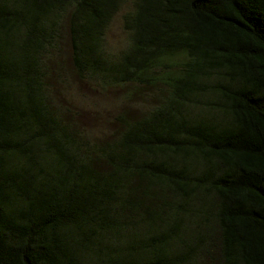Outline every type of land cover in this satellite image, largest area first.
Listing matches in <instances>:
<instances>
[{"label": "trees", "instance_id": "obj_1", "mask_svg": "<svg viewBox=\"0 0 264 264\" xmlns=\"http://www.w3.org/2000/svg\"><path fill=\"white\" fill-rule=\"evenodd\" d=\"M0 264H264V0H0Z\"/></svg>", "mask_w": 264, "mask_h": 264}, {"label": "rangeland", "instance_id": "obj_2", "mask_svg": "<svg viewBox=\"0 0 264 264\" xmlns=\"http://www.w3.org/2000/svg\"><path fill=\"white\" fill-rule=\"evenodd\" d=\"M129 5L130 3H127L123 11ZM108 32V39L112 48H116L123 43L125 34L121 27V13L115 18ZM53 80L58 84L57 88L60 95L62 90L69 92V94L65 95L69 100V107L66 103L62 101L61 103L73 113L82 112V120H77L76 123L81 124L83 121L87 128L98 127L104 121L108 122L111 114L120 105L116 93L94 92L90 91L84 85H77V82L69 77L68 72L64 68L58 71V77H54Z\"/></svg>", "mask_w": 264, "mask_h": 264}]
</instances>
